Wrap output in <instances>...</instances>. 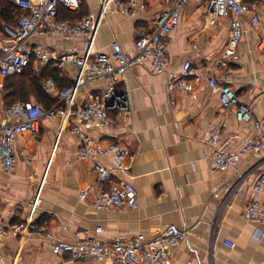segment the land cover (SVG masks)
<instances>
[{
    "label": "crops",
    "instance_id": "1",
    "mask_svg": "<svg viewBox=\"0 0 264 264\" xmlns=\"http://www.w3.org/2000/svg\"><path fill=\"white\" fill-rule=\"evenodd\" d=\"M142 1L148 8L137 11L134 18L117 12L103 18L98 50L108 52L111 43L118 40L125 51H132L137 29L151 27L169 5L167 0ZM245 1L260 3L262 21L254 27L246 18L245 32L235 55L216 73L260 117L264 114V0ZM100 4L101 0H81L78 13L86 16L90 11H99ZM6 33L0 31V45L7 43ZM229 39L230 17H220L216 25H210L207 8L191 0L183 6L180 23L168 38V70L156 74L147 60L133 66L120 79L118 90L128 92L132 102L129 116L112 110V125L93 121L83 126L94 140L103 144L122 141L135 153L131 168L124 172L114 169V179L134 183L139 194L136 208L96 209L92 193L82 198L84 190L100 189L101 181L89 163L79 157L78 134L68 126L57 140L61 119L45 117L38 133L18 136L14 172L6 173L0 167V214L9 224L32 220L58 239L72 242L97 235L102 242L109 243L115 236L132 238L139 233L150 239L174 223L188 228L189 235L173 249L167 264H264V226L244 214L251 188L245 184L230 195L240 174H246L248 181L258 177L257 170L249 171L260 157L246 152L238 169L214 170L212 148L205 143L211 132L218 130L223 148L242 150L247 140L258 136L254 122L241 121L234 108H224L219 93L206 80L191 91L171 92L167 87L170 72L181 71L187 60L199 66L210 65L224 52ZM31 43L55 52L74 48L83 52L86 48L83 38L67 40L41 35ZM40 64L34 62L36 70L49 65ZM58 68L60 75L74 81L73 66ZM105 86L104 79L88 83L80 100ZM28 155L34 160L32 166L27 164ZM102 161L115 167L109 156ZM31 170L37 172L35 181L29 179ZM38 181L42 183L38 208L31 215L40 188ZM98 226L102 230L97 233ZM226 240L235 242V246H229ZM3 254L8 264H114L108 258L72 260L65 253L54 252L45 238L31 234H7Z\"/></svg>",
    "mask_w": 264,
    "mask_h": 264
},
{
    "label": "built area",
    "instance_id": "2",
    "mask_svg": "<svg viewBox=\"0 0 264 264\" xmlns=\"http://www.w3.org/2000/svg\"><path fill=\"white\" fill-rule=\"evenodd\" d=\"M169 5L160 12L151 27H139L132 51H125L118 40L111 43L110 51L97 49V37L102 20L112 12L121 13L134 18L139 10H146L148 4L142 0H101L99 11H90L84 18L70 21L58 18L59 6L70 10H78L81 0H15L25 11L17 28L5 26L9 34L7 43L0 45V77L18 75L25 72L32 62L48 64L53 61L57 67L66 64L75 68L72 84L59 88L54 79L45 82L48 92L59 96L57 105L44 109L35 101L17 102L5 106L0 96V167L6 173H13L18 163L16 141L25 132L38 133L45 117H59L61 123L57 131L60 139L65 127L71 126L81 140L79 157L86 160L101 181V188L90 192H81L82 198L92 193V205L96 209L136 208L139 205V194L131 181L115 180L114 169L128 171L135 159L133 150L122 141L103 144L94 140L83 128L85 124L99 121L103 125H112L110 112L119 110L126 117L132 112V102L127 92L118 90L120 79L133 66L151 61L156 74L168 70V38L175 31L181 20L184 5L191 0H167ZM205 6L209 15V24L216 25L220 17H230V39L224 52L208 66H199L187 60L179 72H170L167 87L171 92L177 90L191 91L203 80L219 93L224 108H234L236 117L241 121L254 122L258 136L247 140L239 151L226 150L221 146V133L214 130L206 138L205 143L212 148V168L214 170L238 169L242 155L254 153L260 159L249 171L259 172L258 177L248 181L246 174H240L232 192L243 185L251 188L244 214L247 219L264 226V114L255 115L251 104L240 99L236 89L222 80L216 70L226 66L235 55L237 45L245 32L246 18L256 27L262 21L261 6L257 1L245 0H197ZM163 3L164 0H154ZM167 3V2H166ZM58 36L67 40L83 38L86 48L83 52L76 48L55 52L41 45H33L31 40L38 36ZM264 49V40L261 43ZM104 79L103 90L92 94L81 101L79 96L86 85L94 80ZM109 156L115 167L105 164L102 158ZM28 165H33V158L28 155ZM29 179L37 180L36 170L29 172ZM33 202L31 215L38 208L40 190ZM227 200L224 201L226 205ZM102 230L101 226L96 232ZM262 232V231H261ZM31 234L45 238L54 252L65 253L72 260L78 259H111L114 264H167L173 257V249L187 239L188 228L177 224L166 226L159 234L148 239L144 233L132 238L115 236L111 242H102L97 235L89 236L81 241L58 239L55 234L41 229L32 220L9 224L0 214V264H8L3 254V241L7 234ZM231 247L235 242L225 241Z\"/></svg>",
    "mask_w": 264,
    "mask_h": 264
},
{
    "label": "trees",
    "instance_id": "3",
    "mask_svg": "<svg viewBox=\"0 0 264 264\" xmlns=\"http://www.w3.org/2000/svg\"><path fill=\"white\" fill-rule=\"evenodd\" d=\"M81 9V7H80ZM79 10H70L64 6L58 8V18L70 21L79 20L85 17L80 15ZM25 13L13 0H0V31H5L4 24L17 28L21 16ZM27 71H29L27 73ZM55 80L59 88H63L73 83L60 75V68L54 65L53 61L49 65L36 70L32 62L24 73L5 77L3 88V103L11 106L17 102L35 101L42 105L44 109H49L57 105L59 96L48 92L45 88L47 79Z\"/></svg>",
    "mask_w": 264,
    "mask_h": 264
},
{
    "label": "rangeland",
    "instance_id": "4",
    "mask_svg": "<svg viewBox=\"0 0 264 264\" xmlns=\"http://www.w3.org/2000/svg\"><path fill=\"white\" fill-rule=\"evenodd\" d=\"M40 65L43 66L42 64H40ZM28 72L29 71H27V73ZM4 84H5V78H1L0 77V96H1V99H3V88H4Z\"/></svg>",
    "mask_w": 264,
    "mask_h": 264
}]
</instances>
